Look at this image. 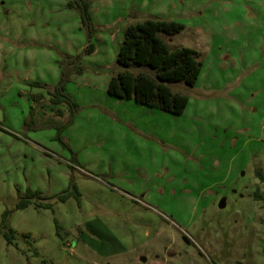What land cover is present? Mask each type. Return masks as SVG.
Wrapping results in <instances>:
<instances>
[{
  "label": "rangeland",
  "instance_id": "374dc122",
  "mask_svg": "<svg viewBox=\"0 0 264 264\" xmlns=\"http://www.w3.org/2000/svg\"><path fill=\"white\" fill-rule=\"evenodd\" d=\"M70 1L0 0V224L10 212L15 231L0 264H264V0H91L90 38ZM145 20L182 25L159 39L199 56L193 87L168 85L180 116L107 93L124 30ZM67 57L82 70L68 126L50 102ZM72 180L80 206L15 209Z\"/></svg>",
  "mask_w": 264,
  "mask_h": 264
},
{
  "label": "trees",
  "instance_id": "16d2710c",
  "mask_svg": "<svg viewBox=\"0 0 264 264\" xmlns=\"http://www.w3.org/2000/svg\"><path fill=\"white\" fill-rule=\"evenodd\" d=\"M91 0H71L67 7L78 12L83 28L88 31L89 38L93 34L90 24L89 6ZM183 26L173 21L145 20L142 23L129 25L123 33L121 46L116 57L119 71L112 75L107 86L108 95L133 101L134 103L159 110L163 113L180 116L186 108L187 97L174 94L169 84L182 83L187 87H193L200 74L201 64L198 54L187 48L169 50L159 39L158 34L175 36L181 33ZM85 54H91L93 48L88 45ZM68 61L62 66L61 78L58 85L50 93V102L53 105L64 104L69 110V120L66 126L73 122L78 110L77 105L64 93L65 84L70 71L81 74L78 66L79 57H67ZM131 68H146L155 73L154 78L145 73L133 74ZM39 86L38 84H35ZM40 97H37L38 101ZM56 112V115H60ZM57 141L67 147L59 135ZM259 181L264 184V174L257 173ZM257 198L258 192L255 195ZM74 199L80 206L81 196L73 182L69 183L66 190L52 198L44 196L39 191L27 190L23 198H19L16 210H23L33 205L37 209L53 210V201L64 203L68 199ZM10 212H4L1 216L0 234L9 246L15 245V231L9 225ZM55 234L62 239V229L54 220ZM25 238H28L25 236ZM34 255L38 253L34 251Z\"/></svg>",
  "mask_w": 264,
  "mask_h": 264
},
{
  "label": "crops",
  "instance_id": "0c3cea01",
  "mask_svg": "<svg viewBox=\"0 0 264 264\" xmlns=\"http://www.w3.org/2000/svg\"><path fill=\"white\" fill-rule=\"evenodd\" d=\"M141 106V105H140ZM144 107V106H143ZM149 109H151V108H149Z\"/></svg>",
  "mask_w": 264,
  "mask_h": 264
}]
</instances>
